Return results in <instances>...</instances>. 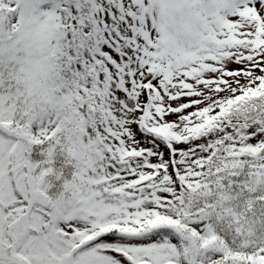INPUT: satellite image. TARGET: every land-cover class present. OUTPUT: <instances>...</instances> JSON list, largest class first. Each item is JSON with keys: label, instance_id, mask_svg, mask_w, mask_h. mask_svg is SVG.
<instances>
[{"label": "snow or ice", "instance_id": "6c2138e0", "mask_svg": "<svg viewBox=\"0 0 264 264\" xmlns=\"http://www.w3.org/2000/svg\"><path fill=\"white\" fill-rule=\"evenodd\" d=\"M0 264H264V0H0Z\"/></svg>", "mask_w": 264, "mask_h": 264}]
</instances>
